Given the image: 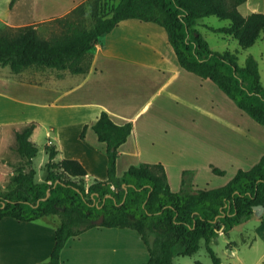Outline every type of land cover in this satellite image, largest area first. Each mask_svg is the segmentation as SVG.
I'll use <instances>...</instances> for the list:
<instances>
[{
  "label": "trees",
  "instance_id": "trees-1",
  "mask_svg": "<svg viewBox=\"0 0 264 264\" xmlns=\"http://www.w3.org/2000/svg\"><path fill=\"white\" fill-rule=\"evenodd\" d=\"M244 1L86 0L66 15L48 21L53 25L49 36L41 35L36 24L0 27V65L9 66L13 73L51 68L84 74L90 69L96 43L122 20L154 22L166 30L182 67L211 79L241 109L264 124V85L255 57L249 54L240 64L237 51L214 50L198 28L199 19L215 15L229 24L209 26L212 31L234 37L242 48L253 45L264 33V13L244 15L239 9ZM35 126L30 122L15 131L21 162L12 163L16 171L13 186L0 190V218L59 216L54 248L41 264H60L67 241L97 225L136 230L149 252L146 264H174L176 256L195 253L202 240L213 264H222L212 240L251 219L255 205H264V154L217 187L188 190L192 171L184 170L182 187L174 191L160 162L131 164L118 176L120 146L131 134L133 123L117 124L105 110L93 128L107 143V178L87 186L85 166L75 158L54 161L56 150L48 145L49 160L42 179L37 180L34 158L38 147L30 139ZM212 171L225 174L214 165Z\"/></svg>",
  "mask_w": 264,
  "mask_h": 264
},
{
  "label": "crops",
  "instance_id": "crops-1",
  "mask_svg": "<svg viewBox=\"0 0 264 264\" xmlns=\"http://www.w3.org/2000/svg\"><path fill=\"white\" fill-rule=\"evenodd\" d=\"M84 1L86 0H16L11 6V0H0V27L47 22L66 15ZM239 9L244 15L264 13V0H245L239 5ZM132 37H136V40L133 41ZM262 37L264 33L259 39ZM135 45H138L139 50ZM137 53L142 56L139 57ZM46 69L31 68L13 73L10 67L0 66V118L14 115L20 117L24 124L36 123L30 139L38 147L34 166L38 173V165L43 175L44 165L49 160L47 146L52 145L56 150L54 161L75 158L85 166L87 174L83 180L87 186L96 180L107 178V143L98 138L93 128L101 111L105 110L117 124L133 123L131 134L120 146L117 158L118 176L131 164L160 162L165 166L172 190L181 189L184 170L192 171L187 187L201 188L198 183L200 170L197 166L177 167L174 169V179L166 159L150 153L156 149V145L150 137L148 120L155 114L162 115V109H156L155 114L146 118L144 116L172 84L186 86L223 104L230 109V115H237L243 123L253 126L264 135V124L241 109L216 83L209 78L203 79L180 65L168 41L166 30L154 22L136 18L122 20L96 43L87 73L63 72V76L57 77ZM3 81L15 83L22 89L31 88L34 97L25 98L13 94L2 86ZM209 81L216 86L213 94L200 89L201 84L212 85ZM13 99L19 107L18 112L11 111L3 104ZM38 111L61 116L69 114L67 117L75 120V123H57L42 117ZM2 128L0 123V130ZM161 128L168 133V124L161 122ZM83 130L84 136L81 137ZM71 133L77 145L66 144L67 136ZM1 135L0 131V137ZM1 150L3 146L0 148V163ZM263 154L264 146H256L245 158L232 162L226 152H215L206 166L212 171L214 165L226 174L224 163L231 161L234 175L239 168H250ZM38 157L40 160L37 164ZM254 215L259 217V229L264 232V212L262 216ZM60 224L61 220L56 214L43 215L34 220H20L12 216L0 218V264H41L47 261L55 245V230ZM148 259V249L136 230L97 225L67 241L61 251L60 264H146Z\"/></svg>",
  "mask_w": 264,
  "mask_h": 264
},
{
  "label": "rangeland",
  "instance_id": "rangeland-1",
  "mask_svg": "<svg viewBox=\"0 0 264 264\" xmlns=\"http://www.w3.org/2000/svg\"><path fill=\"white\" fill-rule=\"evenodd\" d=\"M47 22L37 24L39 32L43 36H49L53 30V25L47 24ZM228 24L229 20L211 15L199 19L198 28L214 50L224 51L229 49L237 51L240 64H244L246 57L252 54L258 62L264 85V37L254 45L242 48L234 37L214 32L209 27ZM132 38L133 41L136 40V37ZM135 47L137 48L138 45H135ZM137 55L142 56L139 53ZM151 59H153L152 56ZM5 68L9 67L5 66ZM46 70L55 73L57 77L63 76V72H69L56 69ZM60 72H62V75H59ZM209 82L212 85L201 84L200 89L207 94H213L216 86L212 81ZM2 86L19 97H34L33 90L29 87H26L29 90L22 89L17 87L15 83L7 81H3ZM74 95L75 93L72 96ZM196 95L200 99L196 98ZM8 101L7 103L3 102V104L7 105L11 111L18 112L19 107L15 100ZM156 109H162V115H156ZM229 112H231L230 109L224 107L223 104L206 98L186 86L180 84L170 85L160 99L154 102L150 112L144 116L146 118L151 114H155L148 120L150 137L153 138L156 145V149H153L150 153L166 159L174 179L176 177L174 169L177 167L184 165L186 167L197 166L200 170L198 183H200L201 188L223 185L233 175L234 166L231 161L222 162L226 165V174L212 173L206 166V162L214 157L213 153L226 152L233 162V160L245 158L256 146H264V135L260 131L243 123V120L237 118V115H230ZM9 113L14 114L13 112ZM38 113L42 117L57 123H75V120H69L70 118L67 117L69 114L61 116L40 111ZM13 116L0 118V123L3 125L0 130L2 134L0 148L3 146V150H1L2 162L0 163V190H6L13 186L12 176L16 171L12 163L21 162L16 151L15 131L26 124L20 120V117ZM161 122L169 125L168 133L161 128ZM238 123L240 126H237ZM66 144H78L73 139V133L67 136ZM39 160L40 157H38L37 164ZM215 160H218V158ZM37 168L36 179L41 180L43 172H41L38 165ZM194 189L193 187L188 188V190ZM260 224L259 217L253 215L248 221L239 223L227 233H221L212 240L211 245L221 258L222 264H264V232L259 229ZM174 261V264H213L204 240L201 241L200 248L195 253L176 256Z\"/></svg>",
  "mask_w": 264,
  "mask_h": 264
},
{
  "label": "water",
  "instance_id": "water-1",
  "mask_svg": "<svg viewBox=\"0 0 264 264\" xmlns=\"http://www.w3.org/2000/svg\"><path fill=\"white\" fill-rule=\"evenodd\" d=\"M50 195V191L47 192V196ZM255 214L261 215L264 212V205L258 204L254 206Z\"/></svg>",
  "mask_w": 264,
  "mask_h": 264
}]
</instances>
